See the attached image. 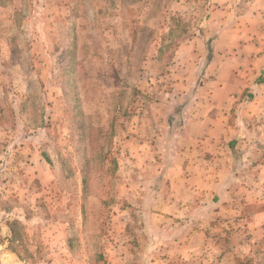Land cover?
<instances>
[{
  "label": "rangeland",
  "instance_id": "rangeland-1",
  "mask_svg": "<svg viewBox=\"0 0 264 264\" xmlns=\"http://www.w3.org/2000/svg\"><path fill=\"white\" fill-rule=\"evenodd\" d=\"M0 264H264V0H0Z\"/></svg>",
  "mask_w": 264,
  "mask_h": 264
},
{
  "label": "crops",
  "instance_id": "crops-1",
  "mask_svg": "<svg viewBox=\"0 0 264 264\" xmlns=\"http://www.w3.org/2000/svg\"><path fill=\"white\" fill-rule=\"evenodd\" d=\"M197 150H198V148H197Z\"/></svg>",
  "mask_w": 264,
  "mask_h": 264
}]
</instances>
